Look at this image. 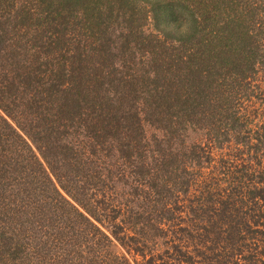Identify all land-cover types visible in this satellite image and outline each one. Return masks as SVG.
Here are the masks:
<instances>
[{
    "label": "trees",
    "instance_id": "trees-1",
    "mask_svg": "<svg viewBox=\"0 0 264 264\" xmlns=\"http://www.w3.org/2000/svg\"><path fill=\"white\" fill-rule=\"evenodd\" d=\"M254 93L264 100V0H0V264H54L41 225L70 235L66 261L130 264L112 254L115 240L155 264L130 242L139 232L117 191L127 174L152 197L158 183L170 185L162 176L173 161L160 140L150 146L145 123L169 137L202 127L224 140L221 178L185 180L196 162H184L168 189L181 203L196 195L179 210L186 216L219 192L209 205L221 225L254 227L264 239V102L252 113ZM243 207L256 214L227 222L223 214ZM238 258L264 264V242Z\"/></svg>",
    "mask_w": 264,
    "mask_h": 264
},
{
    "label": "rangeland",
    "instance_id": "rangeland-1",
    "mask_svg": "<svg viewBox=\"0 0 264 264\" xmlns=\"http://www.w3.org/2000/svg\"><path fill=\"white\" fill-rule=\"evenodd\" d=\"M255 95L254 93V97L250 98L251 102H247L248 105L250 104V106H248L250 111H254L256 107H260V102H264L261 95L258 94V97H255ZM260 111L261 109L258 110V112ZM249 118L252 120V116ZM144 129L146 137L150 139V146L154 148L156 144L154 140H160L161 144L160 146L157 144L156 149L158 147L159 149L161 148L163 151L161 156L173 162H168L167 164V169L170 171L168 174L170 178L166 172L165 174L167 176L164 178L162 176V179H166L170 185L165 186L164 184L160 183L159 185L158 183V192L154 197H152L153 194H149L146 188L143 190L140 187L136 188L135 179L132 178L130 174H127V178L117 183V191L121 194L124 193L126 206L128 205L131 207V214H127L125 217L126 223L130 228H135L136 232H139V235H134L129 231V236H133L135 239L133 241L130 240L134 246L140 245L147 258L153 255V257H155V264H170V262L174 261L175 263L179 262V264H236L235 261L239 259V256L247 254V251L252 249L255 244L261 245V242H264L260 232H256L252 226V228L245 229L242 225H221L223 224L222 220L210 207V202L216 198L215 192L217 194H219V192L211 190L210 194L205 193L204 196L207 197V204L204 203V208H202L200 212H194L193 215H191L190 211L188 216H186L185 214L180 215L179 210L186 208L191 202L194 203L198 198H195L196 195H190L184 200V203H181L180 201L183 197L176 195V190L171 191L168 189L171 183L173 185L177 182L176 179H174L173 166H180L181 163L184 162H187L185 164L188 165L190 161L196 162L194 170L192 169V171L195 172L194 174L187 173L184 175L181 172L185 180H191L190 182L195 180L196 184L198 183L199 185L204 178H206L207 182H216L221 178L227 165L225 160L228 159L227 156H225V154L228 153L227 148H218L221 146L220 144H224L223 146L227 145L224 140L219 139L220 143H218V141H211L212 136L210 137L209 131H206L202 127H189V129L181 131L173 135V137H169L165 131L156 129L150 124L145 123ZM238 138L240 139L241 135H239ZM231 143L233 147L237 146V144H234L235 142ZM233 152H235V149ZM242 158L246 159L248 157L244 156ZM148 160L150 167L153 162L155 164L153 159ZM155 165H159V162H156ZM122 167V164L118 161L117 167H114V173ZM152 172L153 170L151 173ZM159 172L160 175H163L161 174V170ZM256 178L258 179L257 175L252 176V180L256 181ZM136 192L142 196L141 199L137 200ZM232 200L233 203H235L234 209H236V206H240L238 197H234ZM244 200L247 199L244 198ZM245 208L246 207H243L241 210L230 211L231 216L227 215V213H225V215L223 214V216L226 220L228 219V222L231 219L236 220L241 218L245 215L244 212L256 214L254 212L251 213V211H246ZM47 214L48 213H46V215ZM0 221L3 223L0 227L2 228L4 227V217L1 215ZM60 223L62 224V222L59 221L57 226H60ZM5 228H7L6 223ZM54 228L55 227L50 225H41L36 229L37 235H40L42 240L40 246L44 248L43 251L46 252L47 249V256L52 258L54 264H79V262L73 258H69L67 261L60 258L62 257L60 253H63L65 248L73 249V246L69 245L70 242L68 240L70 235L64 228L62 233L58 235H56ZM36 240L34 236L30 241L29 244L31 248L38 246L36 245ZM45 240H47V242L44 244ZM134 241H138L139 244H134ZM112 242L111 251L113 255L120 257V255L124 254L128 257L130 264H144L140 261L141 257L139 255H133V251H130V253H123V249L118 243L115 240ZM75 243L79 244V241H75ZM181 244H184L185 247L180 248ZM92 248L93 247H85L83 250L90 251ZM139 248L140 247L136 250L140 251ZM31 250L30 248H24L23 253H27ZM243 250L244 252H242ZM188 256L190 261L188 263H183L182 261L187 260ZM134 259L137 260L138 263H135Z\"/></svg>",
    "mask_w": 264,
    "mask_h": 264
}]
</instances>
